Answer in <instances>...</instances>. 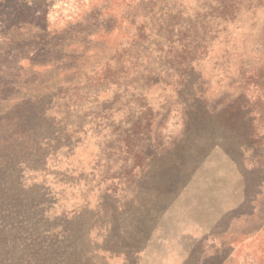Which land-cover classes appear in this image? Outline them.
<instances>
[{"label":"rangeland","instance_id":"obj_1","mask_svg":"<svg viewBox=\"0 0 264 264\" xmlns=\"http://www.w3.org/2000/svg\"><path fill=\"white\" fill-rule=\"evenodd\" d=\"M0 264H264V0H0Z\"/></svg>","mask_w":264,"mask_h":264}]
</instances>
